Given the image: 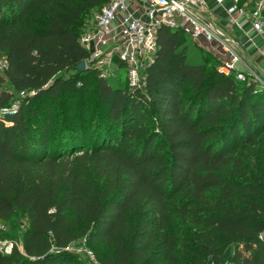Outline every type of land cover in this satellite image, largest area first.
I'll return each mask as SVG.
<instances>
[{
  "label": "trees",
  "instance_id": "trees-1",
  "mask_svg": "<svg viewBox=\"0 0 264 264\" xmlns=\"http://www.w3.org/2000/svg\"><path fill=\"white\" fill-rule=\"evenodd\" d=\"M108 1L0 0V84L33 91L0 114V240L24 223L0 264H87L64 250L81 237L100 264H264V177L243 180L245 147H264V87L166 25L144 88L77 71L85 21ZM12 99L0 87V109Z\"/></svg>",
  "mask_w": 264,
  "mask_h": 264
},
{
  "label": "built area",
  "instance_id": "built-area-1",
  "mask_svg": "<svg viewBox=\"0 0 264 264\" xmlns=\"http://www.w3.org/2000/svg\"><path fill=\"white\" fill-rule=\"evenodd\" d=\"M214 1L216 7L226 14L231 30L240 25L241 18L249 23L253 34L249 36L244 31L247 41L255 44L253 36L261 39L263 46L255 49L258 57L264 58V0ZM214 20L215 12L205 0H146L145 4L136 0H109L79 36V43L87 52L84 70H93L106 80L115 76V67H123L127 87L144 88L147 68L157 50L158 28L166 25L180 29L201 48L204 43H215V52H209L221 61L218 68L221 73L234 74L239 80L259 81L264 87V79L253 67L257 63L249 58L255 56L247 52L241 41L216 26ZM7 67V57L0 54V77L4 76ZM17 109V105H10L0 109V114L13 115ZM260 238H264V232ZM13 245L0 240V252L10 254ZM83 251L90 258L94 257L88 248Z\"/></svg>",
  "mask_w": 264,
  "mask_h": 264
},
{
  "label": "rangeland",
  "instance_id": "rangeland-1",
  "mask_svg": "<svg viewBox=\"0 0 264 264\" xmlns=\"http://www.w3.org/2000/svg\"><path fill=\"white\" fill-rule=\"evenodd\" d=\"M77 2V0H75ZM94 12L91 14V17L89 19H87L85 21L86 26H89L90 24L93 23L94 21ZM86 29V27H84ZM190 52L192 53L190 59L192 61H199L201 57H203V53L201 50H197L196 48H191ZM257 72L262 76V79H264V68L261 67L258 64H255L253 66ZM93 72V71H92ZM107 82L112 85L113 87H118L119 85L122 86L125 83V69L123 67H115V76H109L107 79ZM84 86L83 88H85L87 95H89L90 97V102H95L97 101L96 98V92H95V82H94V75L91 74H86L84 76ZM244 81V80H242ZM257 85H259L261 88H263L259 81H256ZM0 87H4L6 89H8L9 91L12 92L13 94V99H12V103L11 105H17L18 108L21 106V104L23 103V101L30 95H32L31 91H23V92H15L12 90V88L10 87L9 83L7 82V80L0 84ZM66 99L70 104H72V101L70 98H64ZM80 97L77 96L75 99H73V103H75V105L78 104V102L80 101ZM84 99H87L86 97H84ZM91 108V106H90ZM58 110V105L55 104L52 107V111L53 114L56 116ZM95 116L93 113V107L91 109H89V111L87 112V129L89 130V128L91 127L92 123L94 122ZM113 133H116V131H113ZM244 155H243V161H244V170L243 172L245 173L243 180L247 179L249 177H254V176H262L264 177V147H255V148H251V147H245L244 149ZM264 194V192H263ZM216 197L214 198L215 200H218L219 198L217 197V194H214ZM213 195V196H214ZM237 206H241L240 203H237ZM24 229V223H22V221H20L19 217H15L13 222L10 223L9 225L3 227L2 230V235L7 237V239H9L8 241L11 242L12 244H14V246H17L19 250L22 251V243H21V238H22V231ZM97 247V244H89L87 243V241L85 240L84 237H81L77 240H75L74 242H72V244L70 246H68L67 248H65L64 250L69 251V252H74V253H78L82 256V258L84 260H86L87 264H100V262L98 261L97 257H96V253H95V248ZM84 248H88L91 253L94 255L93 258H90L84 251Z\"/></svg>",
  "mask_w": 264,
  "mask_h": 264
},
{
  "label": "crops",
  "instance_id": "crops-1",
  "mask_svg": "<svg viewBox=\"0 0 264 264\" xmlns=\"http://www.w3.org/2000/svg\"><path fill=\"white\" fill-rule=\"evenodd\" d=\"M137 3H142L145 4L146 0H136ZM207 5L214 10L215 12V24L216 26L220 27L221 29H223L227 34L234 36L236 39H238L239 41H241L247 52L250 55H254L255 57H249L252 61H254L255 63H257L258 65H260L261 67L264 68V58L263 57H258V54H256V46H260L262 47V41L261 39H259L258 37L253 36L254 40H255V44H251L250 42L247 41V37L245 36L246 34L244 33V31H246L249 36H251L253 34V32H251L250 29V25L248 22L245 21V19L241 18L239 19L240 25L235 27L233 30H231V28L229 27L228 23H227V16L226 14L220 9L217 8L215 5V1L214 0H205ZM132 9L135 8V6L131 7ZM242 26V27H240ZM203 48H205L208 51L211 52H215V48H216V44L211 42V43H204L203 44ZM217 54V52H216ZM219 55V54H217Z\"/></svg>",
  "mask_w": 264,
  "mask_h": 264
},
{
  "label": "water",
  "instance_id": "water-1",
  "mask_svg": "<svg viewBox=\"0 0 264 264\" xmlns=\"http://www.w3.org/2000/svg\"><path fill=\"white\" fill-rule=\"evenodd\" d=\"M91 51L93 50V47L91 46ZM77 71H84V61H81L77 66H76Z\"/></svg>",
  "mask_w": 264,
  "mask_h": 264
}]
</instances>
